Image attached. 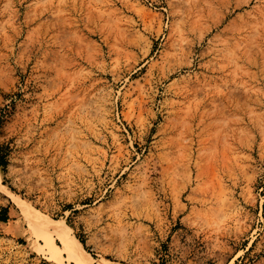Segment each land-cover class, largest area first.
<instances>
[{"label": "rangeland", "instance_id": "374dc122", "mask_svg": "<svg viewBox=\"0 0 264 264\" xmlns=\"http://www.w3.org/2000/svg\"><path fill=\"white\" fill-rule=\"evenodd\" d=\"M0 157L92 264H264V0H0Z\"/></svg>", "mask_w": 264, "mask_h": 264}, {"label": "bare ground", "instance_id": "6f19581e", "mask_svg": "<svg viewBox=\"0 0 264 264\" xmlns=\"http://www.w3.org/2000/svg\"><path fill=\"white\" fill-rule=\"evenodd\" d=\"M0 190L12 198L21 208L33 234L43 242L44 253L60 264H92L91 256L84 249L80 240L71 234L64 220L52 219L29 207L25 201L18 199L0 183ZM60 242V245L58 244Z\"/></svg>", "mask_w": 264, "mask_h": 264}, {"label": "trees", "instance_id": "16d2710c", "mask_svg": "<svg viewBox=\"0 0 264 264\" xmlns=\"http://www.w3.org/2000/svg\"><path fill=\"white\" fill-rule=\"evenodd\" d=\"M0 167H2L3 170H5V168L7 167V160L3 157H0ZM3 219H5V217H3Z\"/></svg>", "mask_w": 264, "mask_h": 264}]
</instances>
